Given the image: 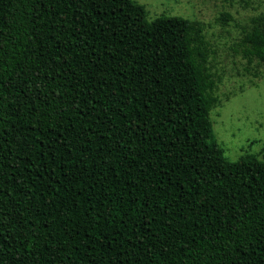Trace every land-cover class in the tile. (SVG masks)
I'll return each mask as SVG.
<instances>
[{"label":"trees","instance_id":"16d2710c","mask_svg":"<svg viewBox=\"0 0 264 264\" xmlns=\"http://www.w3.org/2000/svg\"><path fill=\"white\" fill-rule=\"evenodd\" d=\"M146 12L0 0V264H264V150L214 134L204 23Z\"/></svg>","mask_w":264,"mask_h":264},{"label":"rangeland","instance_id":"374dc122","mask_svg":"<svg viewBox=\"0 0 264 264\" xmlns=\"http://www.w3.org/2000/svg\"><path fill=\"white\" fill-rule=\"evenodd\" d=\"M148 17L160 13L197 19L205 25L211 43L207 70L214 78L217 103L210 109L214 134L225 155L236 160L241 154L261 156L264 150V68L248 62L237 46L249 17L264 13V0H138ZM233 18L222 24L221 12Z\"/></svg>","mask_w":264,"mask_h":264}]
</instances>
